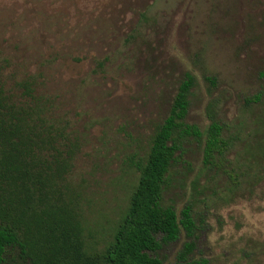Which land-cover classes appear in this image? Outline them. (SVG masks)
Wrapping results in <instances>:
<instances>
[{"label": "rangeland", "instance_id": "obj_1", "mask_svg": "<svg viewBox=\"0 0 264 264\" xmlns=\"http://www.w3.org/2000/svg\"><path fill=\"white\" fill-rule=\"evenodd\" d=\"M186 72L195 78L186 121L224 123L228 157L241 162L246 139L261 137L248 131L264 121V0H0V80L15 95L30 83L75 143L65 182L86 247L111 239L135 181L129 159L143 154ZM225 187L223 175L202 171V148L191 140L162 203L179 211L191 201L199 212L193 260L247 264L242 250L264 243V174L252 192ZM184 240L155 255L173 264Z\"/></svg>", "mask_w": 264, "mask_h": 264}, {"label": "trees", "instance_id": "obj_2", "mask_svg": "<svg viewBox=\"0 0 264 264\" xmlns=\"http://www.w3.org/2000/svg\"><path fill=\"white\" fill-rule=\"evenodd\" d=\"M194 83L186 72L143 154L129 159L136 176L128 203L111 239L103 248L91 249L85 245L78 202L65 182L75 143L47 117L48 108L30 83L20 82L22 91L15 95L0 80V264H163L156 251L182 233L185 240L173 264H205L191 258L199 215L192 202L179 211L162 203L172 164L185 143L195 141L202 148V171L223 175L225 191L232 193L245 183L252 192L264 174V121L254 122L248 134L261 137L251 146L247 138L244 154L236 158L242 160L234 164L228 157L233 136L224 123L212 115L203 129L186 121ZM259 98L254 95L247 103ZM242 252L247 264L264 262V243Z\"/></svg>", "mask_w": 264, "mask_h": 264}]
</instances>
